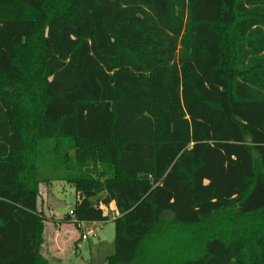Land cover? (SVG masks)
<instances>
[{"label": "trees", "instance_id": "1", "mask_svg": "<svg viewBox=\"0 0 264 264\" xmlns=\"http://www.w3.org/2000/svg\"><path fill=\"white\" fill-rule=\"evenodd\" d=\"M56 179L105 264H264V0H0V264Z\"/></svg>", "mask_w": 264, "mask_h": 264}, {"label": "rangeland", "instance_id": "2", "mask_svg": "<svg viewBox=\"0 0 264 264\" xmlns=\"http://www.w3.org/2000/svg\"><path fill=\"white\" fill-rule=\"evenodd\" d=\"M40 192L39 202L47 217L40 249L51 264H105L106 257L115 250L113 217L107 221H86L85 230L80 229L78 224L63 220L78 200L75 187L56 179L51 184L41 183ZM114 205L112 202L106 210L109 215ZM165 218L171 220V214L167 213ZM96 230H99L97 235H93ZM83 232L88 233L87 239L81 237Z\"/></svg>", "mask_w": 264, "mask_h": 264}, {"label": "built area", "instance_id": "3", "mask_svg": "<svg viewBox=\"0 0 264 264\" xmlns=\"http://www.w3.org/2000/svg\"><path fill=\"white\" fill-rule=\"evenodd\" d=\"M70 214L72 215V218H73V219H76V215H75V213H74L73 210L70 211ZM109 216H111V217L114 218V217L116 216V214H110ZM84 222H86V221H79V222H78V227H79L80 229L85 230L84 227H83V223H84ZM98 231H99V230H96L95 232H93V235H97ZM81 237H82L83 239H87V238H88V233L83 232V233L81 234Z\"/></svg>", "mask_w": 264, "mask_h": 264}, {"label": "crops", "instance_id": "4", "mask_svg": "<svg viewBox=\"0 0 264 264\" xmlns=\"http://www.w3.org/2000/svg\"><path fill=\"white\" fill-rule=\"evenodd\" d=\"M115 204V203H114ZM115 208V205H114ZM113 211L110 214H116V211L114 209H112ZM117 215V214H116ZM58 230V229H57ZM55 231V235L58 236V231Z\"/></svg>", "mask_w": 264, "mask_h": 264}, {"label": "water", "instance_id": "5", "mask_svg": "<svg viewBox=\"0 0 264 264\" xmlns=\"http://www.w3.org/2000/svg\"><path fill=\"white\" fill-rule=\"evenodd\" d=\"M95 205L98 206V202H95Z\"/></svg>", "mask_w": 264, "mask_h": 264}]
</instances>
